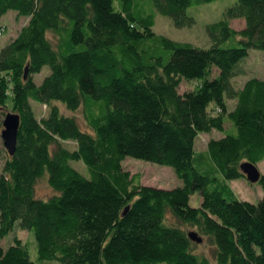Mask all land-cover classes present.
Masks as SVG:
<instances>
[{
	"label": "trees",
	"instance_id": "16d2710c",
	"mask_svg": "<svg viewBox=\"0 0 264 264\" xmlns=\"http://www.w3.org/2000/svg\"><path fill=\"white\" fill-rule=\"evenodd\" d=\"M212 1L0 0V16L28 18L0 46V110L20 120L14 155L0 146V240L18 226L33 236L39 262L209 264L194 253L192 228L213 246L216 264H264V176L256 205L226 184L245 179L242 163L264 161V81L233 83L249 51L264 52V0H235L206 27L207 49L153 32V12L181 29L194 24L190 7ZM232 20L244 28L233 30ZM182 81L198 84L180 94ZM32 103L47 115L37 118ZM55 103L82 108L90 132ZM213 130L222 137L198 154L196 138ZM127 158L171 168L181 186H142L123 170ZM44 175L52 195L40 200ZM0 264L35 263L16 239L0 247Z\"/></svg>",
	"mask_w": 264,
	"mask_h": 264
},
{
	"label": "rangeland",
	"instance_id": "374dc122",
	"mask_svg": "<svg viewBox=\"0 0 264 264\" xmlns=\"http://www.w3.org/2000/svg\"><path fill=\"white\" fill-rule=\"evenodd\" d=\"M235 0H213L207 4H201L198 6H192L187 10V15L194 20V24L191 27L186 28H175L172 21L165 16L160 15L157 12H153L154 15V26L153 32L158 36L166 37L172 41L179 43H187L193 47L200 49H207L210 47L211 43L207 36L206 27L210 24L217 23L223 19V14L225 10L233 5ZM152 11V10H151ZM28 23V18L20 17L15 12H8L3 16H0V27H1V37L0 46L3 47L11 40L15 39L19 31L26 26ZM230 27L235 31H240L244 28L243 20H232L230 22ZM48 38L51 42L55 41L54 36L49 33ZM225 48V46H223ZM242 70H244V75L239 76L233 80L234 85L241 87L246 81L256 78L264 81V52L258 50H250L248 57L244 60L241 65ZM49 74L47 67L43 69V72L37 75L34 79L37 84ZM217 72L215 69L212 70L211 78L215 77ZM197 82H186L182 81L179 87V93L183 94L190 92L197 87ZM228 109L231 111L233 109L234 103L228 101ZM32 108L34 110L35 116L37 118L45 117L48 113V108L32 103ZM59 112L66 117H71L76 120L78 127L82 132H90L88 129L85 119L83 109L80 108L76 112L67 110L62 104H54ZM7 112L0 110V134L3 129L2 121ZM229 124H226L225 128H229ZM222 135L217 131H212L207 134H200L195 140V151L200 154L206 151V144L211 139H220ZM0 146L2 147V142L0 138ZM64 146L70 150L75 149V144L73 142H66ZM4 149V148H3ZM3 158L0 160V172L4 160L6 158L5 154H2ZM70 165L76 169L82 176L88 177V172L82 162H71ZM122 168L124 171L128 172L131 176L139 177V182L144 187H152L157 189L169 190L181 186V182L176 178L174 171L165 166H159L156 164L135 160L127 158L122 163ZM257 168L262 176H264V161L257 165ZM227 186L231 189L237 200L245 201L251 204H257L263 194L259 183L250 184L245 179L240 178L236 180L228 181ZM52 195V190L47 182V175H44L42 179L38 181L35 187V196L40 200H46ZM200 197L195 194L190 199V206L199 207ZM185 229V228H184ZM186 230V229H185ZM188 231H195L192 228H187ZM186 230V231H187ZM20 240L26 245L28 249L29 258L35 264H60L58 262H39L36 243L31 234L26 231L21 230L18 226L6 236L3 240H0V247L2 249H7L14 243V240ZM195 255L199 259H205L209 264H216L214 259L215 250L213 246L203 239L202 244L195 246Z\"/></svg>",
	"mask_w": 264,
	"mask_h": 264
},
{
	"label": "water",
	"instance_id": "95a60500",
	"mask_svg": "<svg viewBox=\"0 0 264 264\" xmlns=\"http://www.w3.org/2000/svg\"><path fill=\"white\" fill-rule=\"evenodd\" d=\"M20 120L16 114L8 113L2 121V131L0 134L2 146L7 155L12 157L15 153L17 134L19 130ZM245 180L250 184L259 183L262 178L258 168L250 163H242L239 167ZM188 239L197 245L202 244V239L199 238L194 232L188 233Z\"/></svg>",
	"mask_w": 264,
	"mask_h": 264
}]
</instances>
